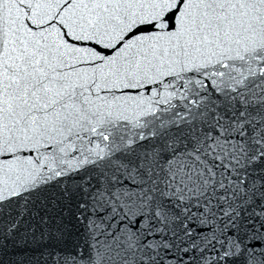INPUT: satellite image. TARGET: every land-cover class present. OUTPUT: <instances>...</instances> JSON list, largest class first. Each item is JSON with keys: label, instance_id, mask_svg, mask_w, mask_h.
Listing matches in <instances>:
<instances>
[{"label": "snow or ice", "instance_id": "6c2138e0", "mask_svg": "<svg viewBox=\"0 0 264 264\" xmlns=\"http://www.w3.org/2000/svg\"><path fill=\"white\" fill-rule=\"evenodd\" d=\"M0 264H264V0H0Z\"/></svg>", "mask_w": 264, "mask_h": 264}]
</instances>
